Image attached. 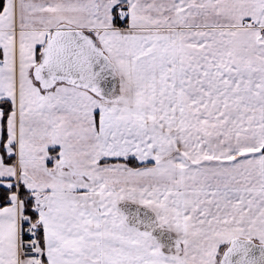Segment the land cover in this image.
Masks as SVG:
<instances>
[{"label": "snow or ice", "instance_id": "6c2138e0", "mask_svg": "<svg viewBox=\"0 0 264 264\" xmlns=\"http://www.w3.org/2000/svg\"><path fill=\"white\" fill-rule=\"evenodd\" d=\"M0 264H264V0H0Z\"/></svg>", "mask_w": 264, "mask_h": 264}]
</instances>
